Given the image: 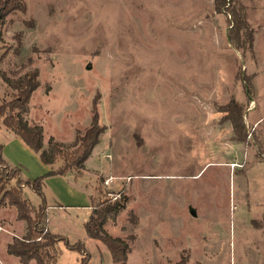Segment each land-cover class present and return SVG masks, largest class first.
Wrapping results in <instances>:
<instances>
[{"label":"rangeland","instance_id":"374dc122","mask_svg":"<svg viewBox=\"0 0 264 264\" xmlns=\"http://www.w3.org/2000/svg\"><path fill=\"white\" fill-rule=\"evenodd\" d=\"M21 2L0 20V70L17 80L38 69L27 118L43 125L45 148L52 135L70 147L47 165L0 117L3 155L26 179L43 178L44 232L86 248L57 240L50 264H81L88 254L87 264H113L85 222L117 199L124 206L105 227L129 241L127 264H176L182 255L186 264H264V0H234L253 29L252 52L229 40L232 15L215 0ZM16 92L0 77V104ZM232 100L244 108V141L220 109ZM94 103L103 131L85 168L48 175L67 162ZM85 181L95 186L91 209L66 192ZM24 198L35 217L43 198L28 185ZM28 225L0 191V264H22L7 247Z\"/></svg>","mask_w":264,"mask_h":264},{"label":"trees","instance_id":"16d2710c","mask_svg":"<svg viewBox=\"0 0 264 264\" xmlns=\"http://www.w3.org/2000/svg\"><path fill=\"white\" fill-rule=\"evenodd\" d=\"M18 7L24 8L25 4L21 0H0V20H3L4 13L8 9ZM215 9L218 12L228 11L232 15V25L228 37L233 45L236 48L243 49V51L252 52L254 47L253 29L245 13L234 5V0H215ZM1 60L2 56L0 57V63ZM38 73V69H34L17 80H13L0 70V77L17 91L12 100H4L0 104V117H3V124L12 130L26 146L36 152L43 163L52 165L57 157L61 155L62 150L70 146L66 147L65 144L56 141L52 135L49 138V147L45 148L43 125L31 124L27 118L30 111V98L34 90L40 85ZM220 109L226 112L225 117L232 122L235 137L241 141L246 140L243 105L232 100ZM92 111L91 123L82 134L77 135L76 142L72 145L75 146L74 150L72 153H65L67 162L58 169H50L48 175L66 174L72 167L78 171L85 168V163L94 146L100 142V135L103 131L99 125V114L95 103ZM3 150L4 145L0 142V191H4L5 195H8L10 203L17 207L19 217L27 220L29 224V231L25 237H15L8 244V253L18 256L22 264H30L32 259H35L38 264H50L51 261H55V258L48 249L50 246L55 245L57 240H64L68 248L85 253L86 248L81 240L71 243L62 234L49 230L44 232L48 224V204L43 190V178L26 179L21 169L10 164L4 157ZM12 179H15V183L9 186ZM27 185L43 198L39 207L33 208L36 211L35 217L31 215L30 210L32 207L30 208L24 198V187ZM123 206L122 199L102 202L85 222L88 236L100 239L107 246L113 264H127L131 252V245L126 238L113 235L105 227L107 221L114 218ZM40 234H42V239H38ZM88 258L89 254L83 255L81 264H87ZM187 261L188 257L182 255L176 264H186Z\"/></svg>","mask_w":264,"mask_h":264},{"label":"crops","instance_id":"0c3cea01","mask_svg":"<svg viewBox=\"0 0 264 264\" xmlns=\"http://www.w3.org/2000/svg\"><path fill=\"white\" fill-rule=\"evenodd\" d=\"M15 137H18V136H15ZM17 141V143H18V145H21V147H22V149H24V146L22 145V144H20V141L18 140V139H13V142H16ZM52 169V168H51ZM68 174V173H67ZM70 176L72 177V178H74L73 177V174L72 173H70ZM84 175H82V176H80V177H78V178H81L82 179V177H83ZM54 177H51V179H53ZM75 180L77 179L76 177L74 178ZM46 185V184H45ZM62 186V185H61ZM46 187H48V188H50L49 186H47L46 185ZM50 190H52V188H50ZM64 190V189H63ZM70 191H68L67 189H66V192H67V194H73V193H75V192H77V193H80L81 194V196H82V198L84 199V200H86V201H88V208L89 209H91V207H92V205H93V197H94V193H95V186H93L91 183H89V182H87V181H85V184L83 185V187H82V189H80V190H76V191H74L72 188H70L69 189ZM64 192H65V190H64ZM65 192V193H66ZM61 193H59V195H60ZM46 196V195H45ZM60 197H62L61 195H60ZM60 200H62V198L60 199ZM86 201H84V202H86ZM56 204H59V206L61 207V208H64L65 206H68V205H73V204H71V203H63V202H61V201H59V203H56ZM77 204H79V203H77ZM76 205V204H75ZM84 206V205H83ZM48 207H49V205H48ZM50 227V226H49ZM50 230H51V228H50Z\"/></svg>","mask_w":264,"mask_h":264},{"label":"built area","instance_id":"2783aa9c","mask_svg":"<svg viewBox=\"0 0 264 264\" xmlns=\"http://www.w3.org/2000/svg\"><path fill=\"white\" fill-rule=\"evenodd\" d=\"M114 179V177H108L106 180H105V184L109 185V183Z\"/></svg>","mask_w":264,"mask_h":264}]
</instances>
